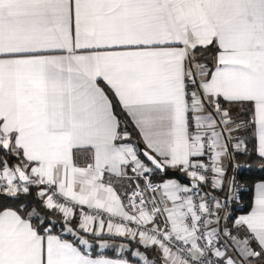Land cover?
I'll list each match as a JSON object with an SVG mask.
<instances>
[{
  "label": "snow or ice",
  "instance_id": "obj_1",
  "mask_svg": "<svg viewBox=\"0 0 264 264\" xmlns=\"http://www.w3.org/2000/svg\"><path fill=\"white\" fill-rule=\"evenodd\" d=\"M0 264H264V0H0Z\"/></svg>",
  "mask_w": 264,
  "mask_h": 264
}]
</instances>
